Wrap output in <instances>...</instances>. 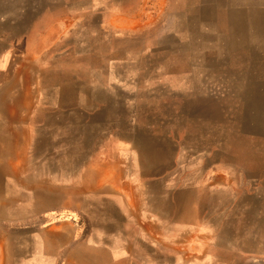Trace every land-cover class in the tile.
<instances>
[{
	"label": "rangeland",
	"instance_id": "rangeland-1",
	"mask_svg": "<svg viewBox=\"0 0 264 264\" xmlns=\"http://www.w3.org/2000/svg\"><path fill=\"white\" fill-rule=\"evenodd\" d=\"M0 264H264V0H0Z\"/></svg>",
	"mask_w": 264,
	"mask_h": 264
},
{
	"label": "bare ground",
	"instance_id": "bare-ground-1",
	"mask_svg": "<svg viewBox=\"0 0 264 264\" xmlns=\"http://www.w3.org/2000/svg\"><path fill=\"white\" fill-rule=\"evenodd\" d=\"M5 85V84H4ZM4 88V87H3ZM6 90V89H5ZM11 108V107H10ZM6 121V120H5ZM2 125V124H1ZM4 135H6V134H4ZM5 143V142H4ZM4 150V149H3Z\"/></svg>",
	"mask_w": 264,
	"mask_h": 264
}]
</instances>
